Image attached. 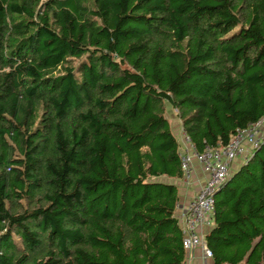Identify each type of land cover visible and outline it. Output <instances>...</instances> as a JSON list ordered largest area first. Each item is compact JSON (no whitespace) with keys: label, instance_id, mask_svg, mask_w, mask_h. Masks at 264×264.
<instances>
[{"label":"trees","instance_id":"trees-1","mask_svg":"<svg viewBox=\"0 0 264 264\" xmlns=\"http://www.w3.org/2000/svg\"><path fill=\"white\" fill-rule=\"evenodd\" d=\"M166 104L197 153L264 117V0H0V264H184ZM212 218L264 263V136Z\"/></svg>","mask_w":264,"mask_h":264},{"label":"built area","instance_id":"built-area-1","mask_svg":"<svg viewBox=\"0 0 264 264\" xmlns=\"http://www.w3.org/2000/svg\"><path fill=\"white\" fill-rule=\"evenodd\" d=\"M262 126L264 129V117L245 129H238L226 145L218 148L206 147L201 153L195 152L190 138L182 130L181 141L183 149L179 151L182 177H189L193 158L207 172L204 184L183 210L181 233L182 245L185 250L198 246L202 251L203 257L212 258L211 251L207 247L199 228L202 226L211 227L215 191L227 178L232 161L238 156L246 154L247 148L250 151L262 140L264 136V132L261 130Z\"/></svg>","mask_w":264,"mask_h":264},{"label":"crops","instance_id":"crops-1","mask_svg":"<svg viewBox=\"0 0 264 264\" xmlns=\"http://www.w3.org/2000/svg\"><path fill=\"white\" fill-rule=\"evenodd\" d=\"M174 110V109H173ZM171 130L178 142L179 151L183 149V144L181 141V122L177 117L176 113L169 112V116L166 114ZM246 154L238 156L230 164L229 173L235 170L243 161L245 155L249 153V149H246ZM207 178V172L204 170L203 166L193 158L191 161V172L189 177H181L172 179L178 188V202L174 211L175 217L178 220V225L180 228L183 226V210L184 207L195 197L197 191L204 184ZM210 226H202L199 231L205 235V233L210 229ZM184 264H212L210 258L203 257L202 251L198 246L192 247L186 250Z\"/></svg>","mask_w":264,"mask_h":264},{"label":"rangeland","instance_id":"rangeland-1","mask_svg":"<svg viewBox=\"0 0 264 264\" xmlns=\"http://www.w3.org/2000/svg\"><path fill=\"white\" fill-rule=\"evenodd\" d=\"M169 112H174V113H176V111L175 110H173V108L172 107H170L168 104H166V114L169 116ZM261 130H263V132H264V129H263V126H262V128H261ZM16 240L18 239L17 237H14Z\"/></svg>","mask_w":264,"mask_h":264}]
</instances>
